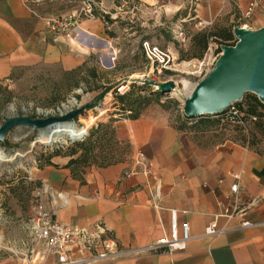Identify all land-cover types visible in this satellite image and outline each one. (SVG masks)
I'll list each match as a JSON object with an SVG mask.
<instances>
[{
	"label": "crops",
	"instance_id": "1",
	"mask_svg": "<svg viewBox=\"0 0 264 264\" xmlns=\"http://www.w3.org/2000/svg\"><path fill=\"white\" fill-rule=\"evenodd\" d=\"M195 2L198 22L221 18L232 23L249 0ZM157 3L0 0V80L17 79L39 67L80 72L90 56L114 50L124 39L127 23L137 21L140 12L158 13L149 8ZM88 4L93 17L79 16L84 33L78 39L54 31L56 21L71 14L77 18ZM175 6L172 13L182 11V5ZM247 20L254 29L264 28V0ZM85 104L77 101V106ZM112 119L114 139L127 146L126 159L76 173L66 167L71 157L55 156L52 165L36 169L40 203L52 219L82 228L102 221L121 249L138 250L168 233L170 211L175 210L178 223L189 224L191 238L183 252L144 253L100 264H264V135L251 147L243 135L242 145H236L222 141L214 127L210 139L200 141L156 107L144 108L135 119ZM215 123L218 120L201 121L197 126L203 124L206 133ZM235 183L238 189L233 193ZM211 223L221 233L206 236ZM40 264H55V259L49 256Z\"/></svg>",
	"mask_w": 264,
	"mask_h": 264
},
{
	"label": "rangeland",
	"instance_id": "2",
	"mask_svg": "<svg viewBox=\"0 0 264 264\" xmlns=\"http://www.w3.org/2000/svg\"><path fill=\"white\" fill-rule=\"evenodd\" d=\"M195 4V0H158L155 6L149 7L158 13L140 12L137 21L127 23L124 39L121 37L114 45V56L108 52H102L100 56L92 55L80 72L65 74L57 68L39 67L27 70L17 79L0 80V126L12 116L43 118L53 114L62 104L71 108L69 101L72 97L77 99L78 104L96 101L97 96L109 88L95 109L87 110L75 119L76 125L83 127L86 132L78 141H67L65 145L46 144L40 140L36 130L21 127L10 130L0 142V261L42 263L37 253H44V248L33 239L30 227L41 197L34 174L45 163L48 155L57 150L68 154L76 142L83 141L91 129L102 124V130L108 134L103 133L93 139L94 150L82 168L126 159V144L110 138L112 118L129 116V113H119L120 103L115 92L121 85H128L124 94L130 92L132 99L138 95L149 98L150 103L146 107L161 108L176 127L186 129L200 141L210 139V131L215 127L222 141L241 144L242 131L231 124L221 123L219 115L187 117L184 112L185 101L195 87L214 69L225 49L232 47L218 46L211 42L201 53L193 44L192 37L200 31L229 24L218 18L211 26L203 28L194 18ZM175 5H182V11L172 13ZM250 23L247 19L230 23L234 25V39L237 29L258 31L254 29L255 26H249ZM178 27L188 38L184 43L174 38ZM143 40L169 50L175 58L177 71L168 72L164 76L152 74L150 65L140 51ZM166 76L175 83V88L170 93H159L155 86L162 83ZM247 94L261 98L252 91H245L243 97ZM100 110L104 111L102 116ZM217 120L219 123L210 126L206 133L203 124L202 127L197 126L201 121ZM254 123H249L250 131L244 140L249 147L253 146V141L256 145L262 136L261 130Z\"/></svg>",
	"mask_w": 264,
	"mask_h": 264
},
{
	"label": "built area",
	"instance_id": "3",
	"mask_svg": "<svg viewBox=\"0 0 264 264\" xmlns=\"http://www.w3.org/2000/svg\"><path fill=\"white\" fill-rule=\"evenodd\" d=\"M233 1V0H230ZM262 0H249L247 9L239 16V20L249 19L255 7ZM92 10L88 4L85 8L77 13L68 15L65 18L56 21L54 31L62 33L69 40L79 38V33H84L79 26V16L86 18L93 17ZM213 24L212 21H199L198 25L203 28ZM179 43L187 41V36L177 28L174 36ZM110 47L108 53H112ZM140 51L145 61L151 67V73L160 75L168 74V72L177 71L174 66L175 58L169 50L163 49L158 45L152 44L148 40L140 43ZM113 63V59L110 60ZM171 78L163 77L162 82L169 81ZM152 81H155L152 78ZM157 90V86H155ZM128 90V85H121L116 88V95H123ZM241 102V101H240ZM231 104L219 117L224 123L231 124L239 128L243 135L247 137L249 134V123L256 121V117L248 116L244 113L245 107L242 109L238 103ZM237 184L231 186V191L236 193ZM31 235L33 239L44 248V253H37L41 262L45 261L49 256L54 257L55 264H100L104 262L116 261L128 256H138L141 254H158V253H177L186 249L187 242L190 240L189 224L187 222L178 223L177 212L170 211V226L167 234L150 242L147 246L138 250H123L119 247L116 239L107 229L102 221H97L89 227L67 226L56 222L51 215L39 203L35 209V216L31 222ZM206 236H213L221 233L216 228V224L211 223L206 226L204 231Z\"/></svg>",
	"mask_w": 264,
	"mask_h": 264
},
{
	"label": "water",
	"instance_id": "4",
	"mask_svg": "<svg viewBox=\"0 0 264 264\" xmlns=\"http://www.w3.org/2000/svg\"><path fill=\"white\" fill-rule=\"evenodd\" d=\"M235 37V44L225 49L214 69L195 87L185 101L184 112L187 117L219 115L231 104L240 102L245 91L258 94L261 96L258 99L264 103L262 99L264 98V28L256 32L237 29ZM174 88L175 83L170 80L157 85L159 93H170ZM102 97L100 96V100L96 103L83 106H77V101L73 98L71 108L62 104L53 114L43 118L9 117L0 126V142L10 130L15 128L34 129L38 133L42 132L46 137L53 135L52 131L56 126L75 127V119L99 105ZM84 134L72 138L71 142L80 140Z\"/></svg>",
	"mask_w": 264,
	"mask_h": 264
},
{
	"label": "trees",
	"instance_id": "5",
	"mask_svg": "<svg viewBox=\"0 0 264 264\" xmlns=\"http://www.w3.org/2000/svg\"><path fill=\"white\" fill-rule=\"evenodd\" d=\"M233 27L234 25L229 23L226 27L215 26L213 28L200 31L192 37V42L200 50L201 53L207 49L208 44L211 42L217 44L218 46H233L236 42V39H234L232 32ZM130 96V92L123 95H117V100L120 103L119 113L122 115L125 113H129V116L124 117L128 119H135L138 117L140 112L150 103V99L139 95L136 96L135 99H132L130 98ZM238 105L241 109L242 106L245 107L244 113L246 115L256 117L254 125L256 128L261 130V135H264V103L261 102L257 96L247 94L243 97L241 102L238 103ZM102 129V124H99L96 129H91L88 133V137L81 142H76L74 144V147L71 148L68 154H62L59 150L54 151L52 154L47 156L45 163L41 165V167L52 165L50 162V159L52 157L68 156L71 157V159L68 161L66 167L72 168V170L76 173L82 172V167L86 165L88 156L94 150L93 139H95L97 136L100 137L101 135H103V133L108 134V132H104ZM113 135L114 132L112 129L110 132V138L114 139ZM252 143L254 144V141ZM126 152H128L127 146ZM78 153L79 155H77ZM75 155L77 156L74 157ZM108 164L111 163H106L104 165Z\"/></svg>",
	"mask_w": 264,
	"mask_h": 264
},
{
	"label": "bare ground",
	"instance_id": "6",
	"mask_svg": "<svg viewBox=\"0 0 264 264\" xmlns=\"http://www.w3.org/2000/svg\"><path fill=\"white\" fill-rule=\"evenodd\" d=\"M239 31H243L245 29L241 28L238 29ZM110 56H114L115 52L114 50L112 51V53H109ZM114 58V57H113ZM104 114L103 110H100V116H102ZM53 135H47L46 137H44L43 133L40 132L39 133V138L41 141L47 143V142H51L52 144H66L67 141H71L72 138L74 137H78L82 134L85 133V129L79 126H70V125H62V126H56L53 129Z\"/></svg>",
	"mask_w": 264,
	"mask_h": 264
}]
</instances>
